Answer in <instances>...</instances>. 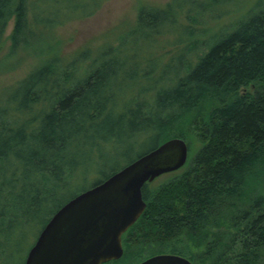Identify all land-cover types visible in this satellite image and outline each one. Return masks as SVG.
I'll use <instances>...</instances> for the list:
<instances>
[{"label": "trees", "instance_id": "trees-1", "mask_svg": "<svg viewBox=\"0 0 264 264\" xmlns=\"http://www.w3.org/2000/svg\"><path fill=\"white\" fill-rule=\"evenodd\" d=\"M105 1L0 0V74L37 61L0 90V264L15 257L14 237L23 238L30 219L49 211L41 230L74 197L60 200L78 176L101 183L122 168L103 172L126 144L153 140L135 160L172 138L186 142V164L158 185H143L146 208L122 236V257L108 264L161 254L192 264H264V8L234 20L229 33L206 37L208 25L228 13L217 15L216 7L235 0L141 5L127 31L140 39L129 50L154 51L153 74L162 71L117 105L128 64L124 39L63 59L54 37ZM168 46L175 50L157 56ZM178 54L182 67L173 66ZM150 60L138 78L151 79Z\"/></svg>", "mask_w": 264, "mask_h": 264}, {"label": "water", "instance_id": "water-1", "mask_svg": "<svg viewBox=\"0 0 264 264\" xmlns=\"http://www.w3.org/2000/svg\"><path fill=\"white\" fill-rule=\"evenodd\" d=\"M184 140L172 138L138 156L101 183L61 206L39 232L23 264H106L123 255L121 237L146 208L145 183L181 169L187 161ZM138 264H191L161 254Z\"/></svg>", "mask_w": 264, "mask_h": 264}, {"label": "rangeland", "instance_id": "rangeland-1", "mask_svg": "<svg viewBox=\"0 0 264 264\" xmlns=\"http://www.w3.org/2000/svg\"><path fill=\"white\" fill-rule=\"evenodd\" d=\"M169 0H107L105 1L98 11L89 18L83 20L72 21L65 24L62 27H59L55 33V39L60 43V56L63 59H69L74 54H79L85 50L92 49L93 52L99 51V49L104 48L109 45H115L117 39L123 38V43L126 49L124 50L127 57V67L125 71V81L123 84L115 89L114 98L115 102L121 104L124 100L128 99V92H140L143 88L151 85L156 77L161 73V70H158L153 74V65L154 62L150 60V57L154 56L156 53L154 51H133L129 50L132 47L134 39H140V36L137 34L134 36H128L127 31L131 28L136 19V14L138 8L141 5L151 6V7H162ZM202 3L205 0H200ZM221 2V1H219ZM264 8V0H235L234 2H228V4H219L216 7L214 12L217 15L221 13L228 12L224 17H221L218 21L212 22L208 25L207 36L211 37L222 32L224 34L229 33L230 23L234 20L246 19L249 16V13L258 11ZM224 15V14H223ZM13 21L11 20L5 30V37H8L12 29ZM226 30H230L225 32ZM167 40V38L162 39ZM171 40V38H169ZM8 44V42H7ZM175 50V47H166L158 55H163L166 52L172 53ZM93 54V53H92ZM176 55L173 60V66L182 67L184 59H181ZM156 56V57H157ZM169 57V56H167ZM149 59V63L144 68L146 71L151 70L152 74L151 79L146 80L139 77V71L144 65V59ZM155 60V59H153ZM152 61V64H151ZM37 61L26 58L23 63L15 68L12 71H9L4 74H0V90L13 85L15 82L23 78L27 72L35 65ZM157 62V60H156ZM164 73H167L166 76H171L170 71L164 70ZM138 79H137V78ZM118 89H121L120 92ZM118 94V95H117ZM123 95V96H122ZM145 95L144 97H146ZM120 107V106H119ZM116 109V114L119 113V108ZM123 131V129H122ZM192 143H194L192 141ZM153 145V140L149 139L140 143L133 148L129 145L123 146L116 155L110 156V159L105 163L103 168L104 173H109L111 168L124 167L131 160H133L137 153L143 152L149 149ZM197 144L195 143L193 149L196 150ZM107 148L109 146L107 145ZM118 151V152H119ZM172 175L166 174L154 180L153 184L158 185L166 179L170 178ZM99 176H88L85 178L77 177V180H73L63 191V195L60 197V200L70 199L72 196H75L93 185V182L98 179ZM50 213L47 210L41 211L39 215L35 218L30 219L27 224L23 226L24 236L23 238L14 237L15 244H19L18 252L15 257L9 261V264H19L26 255L28 249L32 246L34 241L38 236V232L41 231L40 228L46 218V215ZM14 251V250H13ZM14 253V252H13ZM11 259V258H10ZM108 264V263H106ZM116 264H130L129 262H120Z\"/></svg>", "mask_w": 264, "mask_h": 264}, {"label": "flooded vegetation", "instance_id": "flooded-vegetation-1", "mask_svg": "<svg viewBox=\"0 0 264 264\" xmlns=\"http://www.w3.org/2000/svg\"><path fill=\"white\" fill-rule=\"evenodd\" d=\"M174 173V172H173ZM170 174V173H169ZM166 175V174H165ZM163 176V175H162ZM161 177V176H160ZM159 178V177H158ZM157 179V178H156ZM123 236V235H122ZM121 242H122V237H121ZM149 258V257H148ZM147 259V258H146ZM188 260V259H187ZM144 261V260H143ZM112 262V261H111ZM142 262V261H141ZM110 263V262H108ZM140 263V262H139ZM138 264V263H137ZM192 264V263H191Z\"/></svg>", "mask_w": 264, "mask_h": 264}]
</instances>
